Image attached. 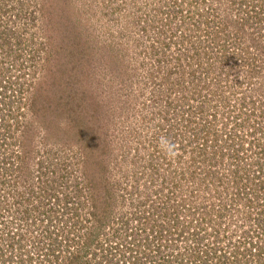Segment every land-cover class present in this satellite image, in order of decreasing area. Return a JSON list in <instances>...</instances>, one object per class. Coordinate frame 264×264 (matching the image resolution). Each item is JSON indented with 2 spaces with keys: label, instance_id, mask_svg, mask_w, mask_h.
<instances>
[{
  "label": "rangeland",
  "instance_id": "rangeland-1",
  "mask_svg": "<svg viewBox=\"0 0 264 264\" xmlns=\"http://www.w3.org/2000/svg\"><path fill=\"white\" fill-rule=\"evenodd\" d=\"M0 199L26 264L143 258L145 232L140 263L235 262L264 221V0H0Z\"/></svg>",
  "mask_w": 264,
  "mask_h": 264
},
{
  "label": "trees",
  "instance_id": "trees-1",
  "mask_svg": "<svg viewBox=\"0 0 264 264\" xmlns=\"http://www.w3.org/2000/svg\"><path fill=\"white\" fill-rule=\"evenodd\" d=\"M263 165V164H262ZM263 170L262 167H260V172ZM249 186L253 189V191L259 195L258 191L256 188L257 186H254L252 184V182H249ZM260 192V191H259ZM263 193V192H261ZM253 200H255L253 198ZM3 200L0 201V203L2 202ZM148 216V215H147ZM140 219L142 220H147V223L144 225V223L141 225L142 227L141 228H144L146 229V231H152L153 233H156L157 235H159V233L162 232V230H159V231H156V228L158 227L156 225V223L152 220L150 222V217H140ZM264 220V218H263ZM262 221V220H261ZM127 224V223H126ZM257 226H260L261 228V234L259 237H257V239L255 238L253 240V242L250 243V250H249V247H247L246 245L242 248V247H239V246H235L234 247V252L235 254L237 255H233V260H235V262L231 263V264H250V262H254V263H257V264H264L263 261H264V243H262V237L264 236V221L262 222H258V224H256ZM145 235L148 236V238L144 239L145 241V244H144V249L146 250L145 251V257L142 258L139 257L138 259V256L140 255H137L138 252H136L137 249H134L136 247V244L134 243H131L129 245H126L124 246L125 244H122V242H119L117 244V247L115 248H112V250L115 252V253H118V255L120 256V258L124 261V264H147V263H140V259L142 261H145L144 259H146L147 261H149L148 259L150 258V252L148 250H150V245L151 246H154V242H153V238L151 236H149L148 232H145ZM132 237V236H130ZM245 237H248V236H245ZM149 240V241H148ZM251 244H253L254 248L251 249ZM115 249V250H114ZM206 254H209L208 251H205ZM214 253H217V252H213ZM221 256L219 257H222V260L219 259L218 257V263H215V264H228L229 262V258L227 257L226 253H224L222 255L221 252H219ZM132 254H136L135 256H132ZM232 254V253H231ZM215 255V254H214ZM240 255V256H239ZM137 256V257H136ZM216 257V255H215ZM59 258V256L57 257ZM192 258H193V264H210L211 260H207V261H203L202 258H206L208 259V257H204L202 256V253L196 251L194 253V255H192ZM248 258H251V260H248ZM121 259L120 261L119 260H116V261H119L118 263H109L110 261H112V259H108V263L109 264H121ZM82 262V260L79 258V256H74L73 258H71V262L70 264H80ZM207 262H210V263H207ZM214 262V261H213ZM82 264V263H81ZM84 264V263H83Z\"/></svg>",
  "mask_w": 264,
  "mask_h": 264
},
{
  "label": "built area",
  "instance_id": "built-area-1",
  "mask_svg": "<svg viewBox=\"0 0 264 264\" xmlns=\"http://www.w3.org/2000/svg\"><path fill=\"white\" fill-rule=\"evenodd\" d=\"M9 208L11 209V207H9ZM9 208H7V209H9ZM0 222H1V220H0ZM1 223H0V225L2 227H6L7 225H9V222L3 223V224H1ZM0 244H1V246H0V264H17V262L14 261L15 258L20 260V264H26L27 259H30V257H31L28 255L27 256L22 255V257H14L13 258V252H14L13 250H18V248L16 246L17 243H16L15 239L8 232L2 237V239L0 238ZM5 246L9 249V251L7 250V248H5ZM10 253L12 256L11 261L9 262V260L8 261L6 259L4 260V257L6 255H9ZM57 260L59 262V258H57ZM121 264H124V261L122 259H121Z\"/></svg>",
  "mask_w": 264,
  "mask_h": 264
},
{
  "label": "flooded vegetation",
  "instance_id": "flooded-vegetation-1",
  "mask_svg": "<svg viewBox=\"0 0 264 264\" xmlns=\"http://www.w3.org/2000/svg\"><path fill=\"white\" fill-rule=\"evenodd\" d=\"M43 191H46V189H43ZM47 193V192H46ZM0 246H1V244H0ZM10 255V256H9ZM9 255H6L5 257H4V260L6 259L7 261L8 260H11L12 259V256H11V253L9 254ZM17 254L15 253V252H13V258L14 257H17L16 256ZM19 255H21V253H19Z\"/></svg>",
  "mask_w": 264,
  "mask_h": 264
}]
</instances>
